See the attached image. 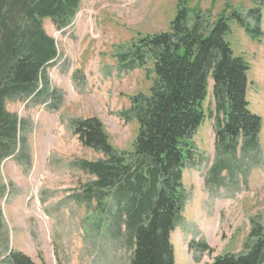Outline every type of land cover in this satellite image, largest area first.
I'll list each match as a JSON object with an SVG mask.
<instances>
[{"label":"rangeland","instance_id":"obj_1","mask_svg":"<svg viewBox=\"0 0 264 264\" xmlns=\"http://www.w3.org/2000/svg\"><path fill=\"white\" fill-rule=\"evenodd\" d=\"M179 3L212 19L226 9L227 40L249 64L248 99L262 130L253 151L244 153L240 144L229 156L216 146L215 118L200 126L196 157L183 176L188 201L172 234L176 264H211L218 255L243 253L254 240V223L264 227V0H80L64 28L43 20L58 57L37 91L6 101L21 120V145L0 162V264L11 251L35 264H130L134 247L125 227L111 236L96 201L89 204L83 195L93 177L78 165L103 155L82 145L74 121L98 117L114 147L132 150L138 124L131 96L148 94L155 76L151 60L133 61L137 39L167 31ZM204 106L214 109L212 85ZM191 242L211 249L195 251Z\"/></svg>","mask_w":264,"mask_h":264},{"label":"trees","instance_id":"obj_2","mask_svg":"<svg viewBox=\"0 0 264 264\" xmlns=\"http://www.w3.org/2000/svg\"><path fill=\"white\" fill-rule=\"evenodd\" d=\"M79 7L80 0H0V162L21 145V120L7 110L6 101L34 94L58 57L43 20L51 18L64 28ZM233 16L242 22L240 13ZM229 33L226 9L212 19L179 3L167 31L137 39L133 61L151 60L155 76L148 94L131 96V115L138 124L132 150L114 147L98 117L74 121L82 145L103 155L79 163L93 177L83 195L89 204L96 201L95 211L105 216L111 236L125 227V239L134 247L130 264H176L172 234L188 201L184 171L196 157L194 137L207 117L216 120L222 154L235 155L240 144L247 153L259 144L262 119L250 108V67L234 54ZM211 85L214 109L207 111ZM251 236L245 252L218 255L211 264H264V227L255 222ZM190 248L211 249L193 242ZM6 262L35 264L17 251Z\"/></svg>","mask_w":264,"mask_h":264}]
</instances>
